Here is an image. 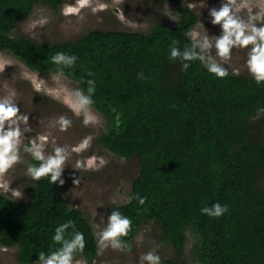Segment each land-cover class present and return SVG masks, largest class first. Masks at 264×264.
<instances>
[{
  "label": "trees",
  "instance_id": "1",
  "mask_svg": "<svg viewBox=\"0 0 264 264\" xmlns=\"http://www.w3.org/2000/svg\"><path fill=\"white\" fill-rule=\"evenodd\" d=\"M157 1L173 5L171 28L156 22L146 34L89 31L74 41L39 44L11 32L36 6L56 12L63 0H0V53L41 75L62 68L85 95L94 82L90 107L103 121L96 143L138 165L129 200L109 210L131 220L121 238L130 251L138 234L154 225L158 241L172 251L162 264H185L187 244L194 264H264V82L229 72L217 78L199 60L170 59L174 41L181 52L200 54L188 36L198 17L182 0ZM59 52L77 57L75 63L54 64ZM38 164L28 153V167ZM58 187L43 177L30 180L27 201L0 193V246L15 249L18 264H37L40 252L59 249L52 238L68 221L74 228L65 239L75 232L85 239L74 260L97 258L92 225ZM215 203L228 211L219 218L201 213Z\"/></svg>",
  "mask_w": 264,
  "mask_h": 264
},
{
  "label": "rangeland",
  "instance_id": "2",
  "mask_svg": "<svg viewBox=\"0 0 264 264\" xmlns=\"http://www.w3.org/2000/svg\"><path fill=\"white\" fill-rule=\"evenodd\" d=\"M193 11L198 22L189 31L188 36L196 43L191 33L198 32L199 38L207 36L214 45L216 38L222 35L219 25L211 23L209 12L219 10L224 0H182ZM72 8L74 11L68 12ZM264 15V0H236V15L247 21L250 15ZM176 11L171 2L157 0H63L58 11L47 6H36L33 11L11 32L36 43L53 44L74 41L89 31L148 33L156 22L171 28L176 21ZM201 25L203 27H201ZM257 26H262L259 22ZM205 62L211 60L221 64L229 73L241 77H252L247 68L248 48H233L230 59L224 61L216 55L215 47L201 51ZM15 90V103L19 114L28 117L27 125L21 123L23 136L20 145V162L15 164L3 176H0V193L7 198L27 201L31 176L27 174L28 153L25 151L32 141L40 142V136L47 137L45 155L54 153V149L66 147L69 158L66 161L59 185V193L67 200L70 208L86 215L95 232L98 256L92 264H141L140 257L155 250L161 258V264L172 255L169 247L161 244L156 236V227L147 226L135 238L129 253L114 250L109 245L101 248L99 233L107 226L110 208L129 200L130 180L138 174L136 160L126 162L108 154L96 143L103 129L101 116L91 107L84 111L74 108L71 93L78 90L74 82L56 74L41 75L27 69L12 56L0 53V98ZM71 121L66 131H60L56 121L61 117ZM89 123L85 124L84 120ZM26 128L31 129L25 131ZM90 146L86 150L73 151L85 140ZM92 160L91 167L76 169L78 160ZM73 178L81 179L75 185ZM259 187L264 189V179H259ZM21 193L20 197L12 191ZM185 264H194L189 254V244L182 253ZM0 264H18L16 250L0 246ZM73 264H87L82 259ZM147 264V262H145Z\"/></svg>",
  "mask_w": 264,
  "mask_h": 264
},
{
  "label": "clouds",
  "instance_id": "3",
  "mask_svg": "<svg viewBox=\"0 0 264 264\" xmlns=\"http://www.w3.org/2000/svg\"><path fill=\"white\" fill-rule=\"evenodd\" d=\"M70 13L74 11L68 8ZM211 23L219 25L222 29V35L216 38L213 43L210 42L207 36L199 38L198 32L191 33L192 37L196 40L193 47H199L201 51H206L215 47L216 55L221 57L224 61H228L230 53L233 48H248L247 68L254 80L259 84L264 82V15L255 14L250 15L248 20L245 21L236 15V0H224L219 10L213 8L210 10ZM262 26H257V23ZM201 27H203L201 25ZM175 41L170 48V59H179L186 62L199 60L205 65L208 72L214 74L217 78H225L229 75L228 71L215 61L205 62L204 56L198 54L196 51L185 50L181 52L176 46ZM77 57L67 55L63 52L56 53L52 57V62L56 65L63 67L72 66ZM190 66L189 63L182 65L186 70ZM57 75L62 77L64 75L62 68L57 69ZM88 95H85L81 90H75L71 93L74 97V108L77 111H84L89 109L93 104L91 95L94 93V82L88 81ZM16 97L15 90H10L9 94L0 98V176L8 172L15 164L20 162V145L23 133L20 124L27 125L28 117L19 114V108L14 102ZM85 124L89 123L88 119L84 120ZM56 124L59 125L60 131H66L70 126L71 121L61 116ZM31 129L26 128L25 131ZM40 141H32L31 146L26 148L25 151L30 153L33 160L39 162L38 166L30 165L27 169V174L33 180H40L43 177H50L52 184L63 185L64 180L61 179L62 172L65 168L66 161L69 158V151L66 147L57 146L54 153L45 155L44 147L47 137L40 136ZM90 146L89 140L85 139L78 148L73 151L86 150ZM93 157L87 162L78 160L75 168L91 167ZM81 179L73 178L75 185L80 184ZM12 195L20 197L21 193L14 190ZM140 203H144L143 198H139ZM228 211L227 206H222L220 203L212 204L211 207L201 208V213L209 217H221ZM90 224V222H89ZM74 228L71 221H68L55 229L53 235V242L60 244L61 247L49 254L40 252L38 255L37 264H73L74 254L83 253L85 248V239L82 233L75 232L72 238L65 239L66 230ZM131 230V220L123 216L119 211H113L108 217L107 226L99 233V245L101 248H106L109 245L114 250L130 251V248L124 244L122 237L127 236ZM141 264H161V258L156 254L155 250L140 257Z\"/></svg>",
  "mask_w": 264,
  "mask_h": 264
}]
</instances>
